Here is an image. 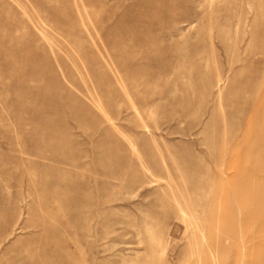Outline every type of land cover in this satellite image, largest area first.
I'll list each match as a JSON object with an SVG mask.
<instances>
[{
    "label": "rangeland",
    "instance_id": "obj_1",
    "mask_svg": "<svg viewBox=\"0 0 264 264\" xmlns=\"http://www.w3.org/2000/svg\"><path fill=\"white\" fill-rule=\"evenodd\" d=\"M0 264H264V0H0Z\"/></svg>",
    "mask_w": 264,
    "mask_h": 264
}]
</instances>
